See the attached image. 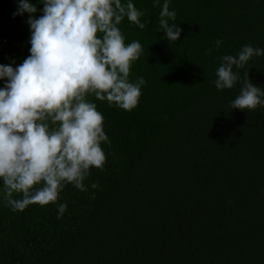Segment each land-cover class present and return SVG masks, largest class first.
I'll list each match as a JSON object with an SVG mask.
<instances>
[{
	"label": "trees",
	"instance_id": "16d2710c",
	"mask_svg": "<svg viewBox=\"0 0 264 264\" xmlns=\"http://www.w3.org/2000/svg\"><path fill=\"white\" fill-rule=\"evenodd\" d=\"M131 2L149 21L118 25L125 46L144 48L130 67L133 82L146 80L138 106L86 96L111 141L86 190L68 184L57 203L13 211L0 179V264H264V107L230 108L245 79L264 90V54L233 66V88L214 84L222 56L264 49V0H170L169 24L182 29L170 44L158 31L164 0ZM17 6L0 0V64L14 68L31 47L28 13L13 16Z\"/></svg>",
	"mask_w": 264,
	"mask_h": 264
},
{
	"label": "clouds",
	"instance_id": "9594fccd",
	"mask_svg": "<svg viewBox=\"0 0 264 264\" xmlns=\"http://www.w3.org/2000/svg\"><path fill=\"white\" fill-rule=\"evenodd\" d=\"M38 2L43 4L39 9L43 15L38 18L33 15L38 8L29 0H17L12 14L28 13L30 55L15 68L0 64V179L3 200L13 211L32 204L57 203L68 184L86 190L84 181L91 169L104 170L101 143H111L102 113L86 96L132 111L146 84L143 77L134 82L130 79V67L144 48L137 40L125 46L118 28L125 17L140 29L149 22L143 20L145 11L131 0ZM169 4L170 0H164L158 31L165 33L170 44L179 40L182 29L177 23L169 24L176 19ZM158 5L160 0H153V7ZM215 43L218 50L222 41ZM262 54L264 49L248 44L237 56H222L215 87L233 88L240 79L233 66L242 68L253 56ZM258 107H264V90L245 79L230 108L252 111ZM66 208L60 204L59 212Z\"/></svg>",
	"mask_w": 264,
	"mask_h": 264
}]
</instances>
